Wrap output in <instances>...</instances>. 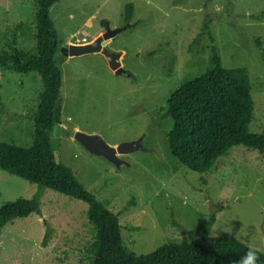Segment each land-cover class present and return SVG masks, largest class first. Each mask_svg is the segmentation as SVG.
<instances>
[{
    "label": "rangeland",
    "instance_id": "1",
    "mask_svg": "<svg viewBox=\"0 0 264 264\" xmlns=\"http://www.w3.org/2000/svg\"><path fill=\"white\" fill-rule=\"evenodd\" d=\"M126 4L133 6L128 21ZM35 9V0H0V52L36 54ZM50 17L61 41L57 124L97 133L108 145L142 139L143 148L116 166L73 137L50 133L56 160L118 215L127 248L140 255L194 241L211 215L209 236L264 248V151L233 146L207 172L192 171L169 151L165 116L172 92L211 66L212 39L223 67L245 68L254 102L249 130L264 133V55L255 43L264 47V0H59ZM107 31L114 34L106 49L92 52ZM70 47L86 51L71 57ZM42 88L37 72L0 65V142L32 144L30 116ZM37 190L0 169V207ZM39 207L41 214L0 228V264H89L88 204L43 188Z\"/></svg>",
    "mask_w": 264,
    "mask_h": 264
},
{
    "label": "trees",
    "instance_id": "2",
    "mask_svg": "<svg viewBox=\"0 0 264 264\" xmlns=\"http://www.w3.org/2000/svg\"><path fill=\"white\" fill-rule=\"evenodd\" d=\"M58 1L35 0L36 54L0 52V65L7 60L18 72H37L43 84L38 105L30 116L32 144L22 147L0 142V169L37 184L38 190L31 198L19 197L1 206L0 228L15 218L41 214L40 192L49 188L88 204L86 214L94 231L89 264H234L246 252V244L233 236H209L214 215L194 241L165 243L150 253L135 254L123 243L118 215L87 190L69 167L56 160L50 133L58 123L62 74L55 56L61 41L50 9ZM124 10V19L128 21L132 4H126ZM210 41L211 66L178 86L168 98L165 112L172 120L167 134L171 155L199 173L207 172L233 146L264 151V133L249 130L254 102L248 74L243 67H223L213 40ZM255 43L264 55L258 38ZM258 264H264V253L260 254Z\"/></svg>",
    "mask_w": 264,
    "mask_h": 264
},
{
    "label": "water",
    "instance_id": "3",
    "mask_svg": "<svg viewBox=\"0 0 264 264\" xmlns=\"http://www.w3.org/2000/svg\"><path fill=\"white\" fill-rule=\"evenodd\" d=\"M113 34H114L113 31H107L102 34V37L108 38L109 36ZM78 48L70 47L69 52L77 54L78 52L84 53L86 51L83 48L81 49V51H79ZM105 49L106 48L102 49V53H103V50ZM52 133L53 134H56V133L63 134L66 136L73 137L80 144H82L89 152L105 157L108 161L112 162L116 166H119L122 162H124L120 158L121 155L131 153V152H134L136 150L143 148L142 139L125 141V142L119 143L118 145H108L105 141H103V139L97 133L86 134V133L79 132V131L70 132L69 130H66L63 126L58 125V124L53 125ZM149 148H151L150 145H149Z\"/></svg>",
    "mask_w": 264,
    "mask_h": 264
},
{
    "label": "clouds",
    "instance_id": "4",
    "mask_svg": "<svg viewBox=\"0 0 264 264\" xmlns=\"http://www.w3.org/2000/svg\"><path fill=\"white\" fill-rule=\"evenodd\" d=\"M246 249V252L234 264H258L260 254L264 253V248L249 244L246 245Z\"/></svg>",
    "mask_w": 264,
    "mask_h": 264
},
{
    "label": "bare ground",
    "instance_id": "5",
    "mask_svg": "<svg viewBox=\"0 0 264 264\" xmlns=\"http://www.w3.org/2000/svg\"><path fill=\"white\" fill-rule=\"evenodd\" d=\"M106 39H107V38H102V39H100V40H99V46H98L97 50H96V51H95V50H91V51L94 52V53L97 52V53L102 54V49L105 48V46L103 45V43H104V41H105ZM83 45H85V44H78L77 47H78V46L81 47V46H83ZM81 53H83V52H81ZM81 53H78V54H81ZM78 54L71 55V57H72V56H77Z\"/></svg>",
    "mask_w": 264,
    "mask_h": 264
},
{
    "label": "crops",
    "instance_id": "6",
    "mask_svg": "<svg viewBox=\"0 0 264 264\" xmlns=\"http://www.w3.org/2000/svg\"><path fill=\"white\" fill-rule=\"evenodd\" d=\"M132 16V15H131ZM94 38V36H92V39ZM22 85V82L20 83ZM27 85L26 82H23V86ZM20 89H23V88H20ZM22 96H24V93L22 94Z\"/></svg>",
    "mask_w": 264,
    "mask_h": 264
}]
</instances>
